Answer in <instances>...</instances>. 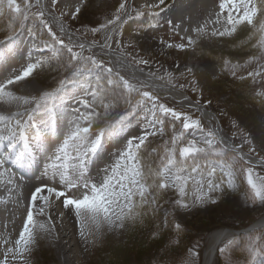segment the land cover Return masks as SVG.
Listing matches in <instances>:
<instances>
[{"label":"rangeland","instance_id":"374dc122","mask_svg":"<svg viewBox=\"0 0 264 264\" xmlns=\"http://www.w3.org/2000/svg\"><path fill=\"white\" fill-rule=\"evenodd\" d=\"M33 1L29 0V5ZM174 1H177L176 5L180 3L179 7H183L181 11L177 9L178 11H175V14H177L179 19L182 16L180 14H184L185 21H194L195 26L193 28L188 27L181 33L175 27L176 23H173L171 19L168 20L169 18L165 10ZM202 1L209 4L211 7L210 11H216V17L226 22L227 12L220 16L217 15L220 12V0H165V3L157 8L150 6L159 4V0H84L81 11L74 20L70 18L71 14L81 2L58 0L55 9L59 14L61 12L67 13V15L63 16V19L71 30L96 43L103 41V32L108 31L112 26L123 21L121 25L119 24L113 39V48L124 53L128 60L140 67L144 73L177 87L180 91L191 96L195 101H199L201 105L208 108L210 112L218 117L224 131H226L234 144L238 146L243 145L242 148L249 154L261 159V157H264V97L257 95V93L264 92V52H261L259 48L253 47L259 35L253 34V28L244 24L238 26L237 32L232 36H212L213 30L222 31L227 26L220 28L218 24H212L210 21H207L212 16L209 17L208 14H205L207 12H204V9H202L203 11H199V13H195L193 5H200ZM48 2L51 4V0H48ZM122 2L126 6L119 13L120 20L114 25H108L107 28L93 33L91 31L92 28L105 24L109 19H114L117 14L116 10ZM17 3H20L23 9V0H17ZM0 7H3V14L0 17V37L11 30L15 24L22 23L21 34L26 37L24 42L32 47L31 51L33 50L32 56L31 54L29 56L35 59V63L38 61V58H41L40 61L42 62L41 66L33 72L31 77L10 85L9 89L18 96H38L45 88L54 87L60 79L67 75L71 67H65V65H67L71 54L67 51V48L56 43L52 36L49 35L48 29L44 27L40 19L35 15L41 11L38 7L26 8L24 13L27 18L22 21L18 19V14L11 12L6 7V0L5 4ZM197 7V9L200 8V6ZM183 10L186 11L184 12ZM153 11L158 14L157 22L146 24L145 22L149 16L150 18L151 15L153 16L151 14ZM137 12H143L144 15L137 16ZM44 19L49 23L47 18L44 17ZM204 19L205 22H203ZM259 20H264V14L258 16L257 21ZM168 21H171L172 24L170 25ZM201 23L204 25H201ZM49 25L51 26L50 23ZM201 26L205 29L204 33L198 34L193 31V29L200 28ZM51 28L56 33V36L64 41L65 45H70L74 52L81 53V50L75 47L71 41L60 35L52 26ZM32 33H35V35ZM188 37H191L196 43L188 45ZM181 43L186 45L184 49L168 47L169 44L176 45ZM16 51L20 52V54L18 53L19 56L27 54L26 52H22L23 48ZM58 53L61 60L55 58ZM37 55L39 56L37 57ZM12 56H15V54ZM83 56L94 58L102 68L101 71L93 70L92 67L94 65L91 63L86 65L80 61L77 63L81 65L77 71V77H79L77 79L80 80L86 77L90 87L97 85V77H100L101 81L102 75L107 78L110 76L114 80H119V77L122 76L130 83L137 85L130 77L118 71L108 59L91 52H86ZM253 56L258 57V59L249 60ZM4 57L6 59L11 58ZM140 60H146L148 63H139L138 61ZM225 60L231 62L226 69L224 65ZM233 65L238 66L233 68ZM6 67L8 68L4 67L5 69H0V83L12 78L13 71L18 69L16 66ZM84 67H89L91 71L83 69ZM109 68L112 69L111 74L107 71ZM188 69H191V72ZM233 71L235 75H232ZM250 72H260V75L249 76ZM30 84H35V87L31 88ZM137 87L140 89V92L149 91L152 95L158 97L156 101L157 108L154 110L155 116L153 115L152 101L145 99L143 102H139L141 101V98H139L132 102L131 109L123 115L128 117L126 121L127 128L119 133V136L116 135L117 138L113 136L110 139H106L107 152L102 150L91 161V170L96 167V171L93 173L94 176L91 177L90 172H87L86 169L84 179L89 182H100L104 177L105 169L110 166V164L106 165L108 160L111 159L108 153L112 152L115 147L112 154V160L115 161L121 151L119 148L120 144L125 148L129 139L143 135L140 130L136 131L137 133L131 132L129 125H133L134 128H141L145 133L163 127V133L149 136L146 147L141 150L144 162L150 165L153 170L158 169L161 166V157L164 155L165 142H169V146H171L170 141L172 136L183 131V135L177 143V148L186 146L190 141H195L197 146L205 148V153L200 154L195 163L199 164L201 168L209 165L217 168L214 182L220 183L223 181L221 184L222 191L217 190L209 193L212 198L217 200V203L201 204L196 199L201 193L197 191V186L190 182L183 197L184 202L188 203L189 207L182 208L176 204V201L181 199L178 191L175 188L164 190L158 196L156 203H149L145 206L146 215L142 218L141 222L128 224L124 229L109 230L107 227H104L99 236H90L88 238V247L85 251L86 255H80L79 264H202L208 235H210L212 230L221 227H245L264 215V203L259 201L254 202L251 199V189L247 183V176L242 171V169L251 167L254 179H256L257 177L264 178V169L246 163L244 160H239L233 169L234 187L229 188L227 186L229 178L226 175V170L222 172L219 165L221 162L225 164L231 163L239 157L228 150L223 151V147L216 145L217 141L209 148L205 143V140L209 139L208 136H205V131L209 132V128L201 114L179 102L159 97L149 87H140L138 85ZM123 91L125 94L122 99L126 105L128 99H125L124 96H126L127 92L126 90ZM127 95L129 94L127 93ZM137 95H139V92H137ZM75 96H78L80 99H87L90 95L84 98L77 94ZM91 99L92 96L88 100L91 101ZM62 100L64 103L72 102V99L61 95V97L57 96L54 103L60 105ZM208 101H211V103H208ZM107 103L115 104L114 108L109 109L110 114L108 116L122 105H118L115 101L112 102L111 100ZM76 104L77 108H80L81 111H86L78 101ZM159 104L175 109L177 112L185 113L194 119H200L203 128L205 127L208 130H199L193 136L203 141L193 138L190 134L188 136L187 132H185L186 130L182 129V119L176 120L171 115L165 116L159 111ZM24 107L29 106L17 103H0V114L12 115L17 111L23 113ZM96 110L101 113L98 125H102L106 121L103 116V108L97 107ZM40 113L42 112L33 114L34 119L30 121L29 127L25 132L28 137L27 139L33 137L41 129L43 131L50 130L45 128L44 124L40 121ZM76 115L73 113V110L68 111L65 119L66 123L56 126L60 136L63 131L65 132V130L70 129L69 126L72 127L70 119L71 116L75 119ZM15 118L28 119L27 114L23 117ZM157 119L163 120V124L156 123ZM44 120H47V117L42 119V121ZM57 120H60V117ZM234 120L237 122L238 127L233 126L232 122ZM78 122L86 126L83 121ZM115 122L116 120L111 125H114ZM241 130L243 131L241 132ZM244 133L251 136L253 140L252 145L244 143ZM115 141H117V145ZM46 145H48V142L44 146ZM71 147H69L70 149L67 148V155L64 154L59 159L57 157L45 158L47 160L44 162V165L37 169L33 175H30L29 181L33 182L26 181L24 185L20 182L21 177L28 176H23V173L18 168L14 169L11 166L6 168L8 171L2 178V182H0V189L7 188L10 192H5L0 196V200L6 201V203L0 204V233L4 234L2 235V239H0V264H61L63 254L61 248L59 250L58 242L51 237L52 235L37 232L38 243L32 247V250L30 252L18 253L15 251V240L12 238V229L9 227V221L6 220L8 223L4 228H2V225L5 221L4 217L8 215L6 205L8 200H11L10 205L15 206L16 209L18 207H22L23 209L21 211L24 214L20 212L15 215V219L18 221L17 223L20 227L18 233L22 231L26 219L28 199H31L29 197H31L30 195L34 191V187H56L59 190L68 192L73 198H80L82 196L85 191L82 186L68 190L63 184H59V186L58 184H51V182H60L59 175L53 176L52 169L49 167L53 163L61 171L66 169L68 175L72 179H76L80 155L76 146L72 145ZM252 147L255 148V152L250 151ZM153 149L156 151L154 152ZM16 150L20 151L19 148ZM71 151H73V154ZM2 152L6 159L9 150L6 148ZM88 163L87 161V165ZM193 163L189 159L185 167L190 171ZM4 170L0 169V171ZM10 175L14 176L13 184L8 183ZM40 177L44 179L41 181L35 179ZM206 179L207 177H205ZM42 181H45V183ZM203 191H207L206 183ZM46 214L43 216L35 214L34 218L38 222L46 223ZM176 224L181 226L179 232L175 228ZM154 233L156 234L155 237L153 236ZM256 237H259V239L257 240ZM17 238H19V234ZM5 240L8 241L7 244L4 243ZM229 240L232 243L227 246L223 254L218 253L216 264H264V227L243 236L227 239V241H224L220 245L219 249L224 247ZM253 241H255L254 247L256 249L254 257L249 247ZM61 242L62 247L67 248V244L73 245L75 240H62ZM8 248H13V251L7 252ZM189 249L195 252L194 256L189 254ZM68 259L72 264L75 263V258L69 256Z\"/></svg>","mask_w":264,"mask_h":264},{"label":"snow or ice","instance_id":"6c2138e0","mask_svg":"<svg viewBox=\"0 0 264 264\" xmlns=\"http://www.w3.org/2000/svg\"><path fill=\"white\" fill-rule=\"evenodd\" d=\"M24 8L29 7V0H23ZM39 3V0H37ZM58 0H51L52 7L57 5ZM84 0H81V4L76 7L75 11L71 14V19H76L81 11ZM165 0H159V4L151 5L152 8H157L163 5ZM5 4V0H0V6ZM125 3H121L117 8L114 19H109L105 24H100L96 28H92L91 31L96 33L101 29H105L108 25H114L120 20L119 13L125 9ZM6 7L16 14H18V19L21 21L26 19L24 10L17 0H6ZM220 12L218 16L227 12L226 24L228 25L222 31L213 30L212 36H232L237 32L238 26L247 24L253 28V34H258L259 38L255 44L254 48H259L261 52H264V20L257 21L258 16L264 14V0H220L219 4ZM3 14V7H0V15ZM48 29L49 35L52 36L56 43L61 44L63 47L67 48V51L71 54L70 58L65 67L73 68V77L77 75V70L81 67L80 64H73L74 61L83 62V64L91 63L94 66H98L99 62L92 57H84L79 52H74L70 45H65L64 41L56 36V33L52 31L49 23L44 19L45 12L43 10L35 14ZM67 15L66 12H61L60 17H57L59 21L61 17ZM144 15L143 12H137V16ZM219 22V21H217ZM171 25L172 22L168 21ZM175 27H179L176 25ZM61 32L65 31L64 25L61 23ZM198 34L204 33L205 29L203 26L200 28L193 29ZM35 35V33H32ZM11 39V37H9ZM107 39H111L109 36ZM194 41L191 37H188V45H194ZM107 46V45H106ZM83 49L84 45H79ZM168 47H176L178 49H184L185 44H169ZM258 59V57H250L249 60ZM139 63L147 64L148 61L140 60ZM231 62L228 60L224 61L225 69ZM42 62L37 61L36 63H29L22 71L7 79L5 82L0 83V103H17L24 107V112L17 111L12 115L0 114V147L5 146V141H7V147L11 153L12 162L16 165H21L22 161L25 159L26 155H30V150L28 144L25 142L22 151L16 150V144L13 141L26 140L25 132L29 127L30 121L34 119L33 114L36 112H44L47 116V120L42 121L45 128L51 129L56 120L62 114L61 109L64 101H61V105L54 103L57 98L58 93H61L67 84H77V83H87V78L84 79H74L65 77L59 80L58 86L51 91H43L40 95L36 96H18L13 91L9 89L10 85L16 84L20 81H24L31 77L33 72L41 66ZM238 65H233V68ZM91 71V69H87ZM108 73L111 74L112 69H107ZM191 72V69H188ZM118 75V74H117ZM235 75V72H232ZM249 76H259L260 72L249 73ZM171 76V74H169ZM243 79V77H241ZM100 77H97V89L93 90L91 93L92 99H80L78 101L86 111H81L80 108L73 109V113L77 114L75 116L76 121H83L86 126H81L80 123H75L73 129L70 131L67 138L64 140L63 146L59 149L67 155V147L70 143L77 147V151L80 155L79 164L77 165L78 175L76 179H72L66 169L64 171L59 170L55 163L51 164L49 167L52 169V175H59L60 183L65 186L66 189L71 190L82 186L85 190L80 198H73L68 194V192L59 190L56 187H37L31 193V201L26 209L27 215L24 221L23 229L19 233V238L15 240V251L18 253L30 252L32 247L38 243L37 232L52 234L55 231V224L52 223V218L48 215V222H38L34 218V210L36 215H45L47 209L51 206L50 197L53 195L56 199L62 201L64 209L74 210L77 222L80 225L79 234L82 239L88 240L90 236H99L104 227L109 230L112 229H124L128 224H136L142 221V218L146 215L145 206L149 203H156L159 195L162 194L164 190L169 188H175L181 199L176 201V204L182 208H188L189 204L185 203L183 197L186 194V188L189 183H194L197 186V191L201 194L196 197L197 201L201 204L204 203H217V200L212 198L209 193L217 190H221V184L215 183L214 178L217 171L216 167L201 166L195 163L197 157L205 153L206 149L197 146L195 141H190L186 146L177 148V143L180 137L183 135V131L179 134H174L171 138L170 145L169 142H165L164 145V155L161 157V166L153 170L150 165H147L141 155V150L146 147V142L149 136H155L158 133H163V127L158 130H153L146 132L144 135L139 137H133L127 141L125 148L119 152L117 159L105 169V174L102 180L98 183L89 182L84 179L86 172V162L92 157L97 156L104 148L106 139H110L113 136L119 135L127 128L126 121L127 116H120L114 125H110L107 131L104 128H99L95 130L94 138H90L94 131V124H96L101 119V113L97 111V107L103 108V116L107 117L109 109L115 107L114 103H105L104 90L99 84ZM108 84L122 86L128 94L133 92H139L141 101L145 99L153 102V115L155 116V109L157 108L156 101L158 97L152 95L149 91L140 92L137 85L130 83L124 77H119V80H114L110 76L107 80ZM195 90V89H194ZM257 95L264 97V92L257 93ZM211 103V101H208ZM199 104V101H197ZM159 111L165 116L171 115L176 120L182 119V129H202L203 125L200 119H194L191 116L177 112L175 109L166 107L163 104H159ZM27 114L28 119L15 118L23 117ZM156 123L162 125L163 120L157 119ZM234 127H238L237 122L234 120ZM41 135H44L43 129L40 130ZM243 130H241L242 132ZM209 139L205 140V143L211 148V146L216 142L217 133L214 130H210L207 133ZM245 139L244 143L252 145L253 140L251 136L244 133ZM243 145L237 146V149L241 148ZM155 152L156 150L153 149ZM250 151L255 152V148H250ZM178 153V156H177ZM179 157V158H178ZM59 159V157H57ZM191 159L194 163L190 168V171L185 167L187 161ZM239 160H243L240 156L238 159H234L231 163H223L219 165L221 171L226 170V175L228 176L227 186L229 188L234 187V166ZM264 161V157H261ZM6 159L0 157V169L4 168ZM8 170L0 171V182ZM246 173L247 183L251 189V199L256 202L259 201L264 203V178L257 177L254 179L253 169L251 167L242 169ZM187 172V174H185ZM47 174V170H46ZM205 177L207 179L205 180ZM9 184L14 183V176L10 175L8 179ZM205 183L207 184V191H203ZM47 192V195H39L42 192ZM38 201H42V204L38 205ZM6 203L4 200H0V204ZM63 213H61V216ZM91 225V227H89ZM177 232H179L181 226L179 224L175 225ZM155 237L156 234L154 233ZM258 240L259 237H256ZM5 244L8 243L7 240L4 241ZM232 243L231 240L227 244L219 249V252L223 254L228 245ZM255 241L249 246L253 257L255 256L256 249L254 247ZM13 248H8L7 252H12ZM189 254L191 256L195 255L192 249H189ZM15 258V257H14Z\"/></svg>","mask_w":264,"mask_h":264},{"label":"bare ground","instance_id":"6f19581e","mask_svg":"<svg viewBox=\"0 0 264 264\" xmlns=\"http://www.w3.org/2000/svg\"><path fill=\"white\" fill-rule=\"evenodd\" d=\"M140 1H142V0H140ZM74 2L79 3V2H81V0H74ZM176 3H177V1H174L165 10V13H167V15H168V18H169L168 20L171 19V21H173V23H176V25H179V27H176V28H178L182 33L188 27L193 28L195 26L194 25L195 22L194 21L192 22L191 20L185 21L184 19H186V18H184L185 17L184 14H180L182 16L180 17V19L178 18L177 14H175V11H178V10L181 11V9L183 7L182 8L179 7L180 3H179V5H176ZM196 3H198V2H196ZM32 5H34L33 7H38L40 10H43L45 12V17L47 18V20L49 21L51 26L53 28H55L60 33V35H62L63 37H65L69 41H71V43H73V45L75 47L80 48L79 45L83 44L84 45L83 49L80 48L83 53L91 52V53H94L98 56L106 58L112 63V65L118 71H120L123 74H125L126 76L130 77L134 82L137 83L138 86L149 87L153 92L158 94L159 97H162L164 99L174 100V101L179 102V103H181L187 107L193 108L195 111H197L198 113L201 114V116L203 117L207 127L209 128V131L210 130L216 131L218 140H221L223 143L230 146L231 148H235L236 145L234 144V142L232 140H230L226 131L223 130V127L220 124L218 117L216 115H214V113L210 112V110H208V108H206L205 106H204L205 108H203L201 106L194 105L192 102H190L188 100L187 94L180 91L175 86L169 85V84L164 83L163 81H161L159 79H156L154 77L147 75L137 65L133 64L129 60H126L123 56H121L117 52V50H115L113 48V39H114L115 34L117 32V29H118L117 26L122 21L117 23L115 26H112L108 31L103 32V34H102L103 35V37H102L103 41L96 43V42H91L90 40L82 37L78 33L71 30L68 27L65 20L63 19V17H61L60 20L58 21L57 17H60V14H59V12L56 11L55 7H54V10H53V8L50 7L51 4L48 2V0H39V3L37 2V0H34V3ZM188 5H189V3H188ZM193 6L195 7L194 8L195 13H199V11L204 9V12H207L205 14H208L209 17L212 16L210 19H208V20L206 19L207 21H210L212 24H218L219 25V24H222L224 22L223 19L216 17V15H215L216 11L215 10L210 11L211 7L209 6V4L207 2H205V1L200 2V5H197V6H200L199 9H197L198 8L197 6H195V5H193ZM130 9H131V7H130ZM186 10H187V6H186ZM186 14H187V12H186ZM189 14H190V12H189ZM217 21H219V22L217 23ZM203 22H205V19ZM61 23L64 25V28H65V31H63V32H61V30H60ZM201 25H204V24L201 23ZM109 36L111 37L110 40L107 39ZM20 37H21V39H19ZM22 40H23V36L18 34L16 37L13 38V40L6 42L8 44H6V43L0 44V69L4 68L6 66L18 67L17 70L13 71L12 77L15 76L16 74H18L20 71H22L23 70L22 67L25 68L27 66V64L33 63L32 57L29 56L32 53L31 48H30V46H26L25 44L23 45ZM22 48H23L22 52H26L27 53L26 55L18 56V57L15 55V56H12L10 59H6L4 57V56H6V54H9V53H12V55H13V53H15V51L17 49H22ZM25 56H28V57H25ZM29 86L31 88H34L35 84H30ZM195 102H197V101H195ZM199 105H201V104L199 103ZM207 133L208 132L205 131V136H208ZM92 138H94V137H92ZM204 139H206V138H204ZM119 148L121 149V151L124 149L122 144L119 145ZM237 152H239V154L241 156H243L247 160L248 163H250L249 160H251V159L248 158L244 153H242V151L237 150ZM108 162H107V164L111 165L114 162V160L110 159V160H108ZM93 164H94V162H93ZM250 164H252V163H250ZM257 167H262V166L257 165ZM262 168H264V167H262ZM95 169H96V167H94V169L92 171L95 172L96 171ZM35 189H36V187H34V190ZM5 192L9 193L10 191L7 188L0 189V196H1V194H4ZM39 195H47V192L46 191L42 192ZM10 201L11 200H8V203L6 205V207L8 209V213H7L8 215L4 217L5 221H4V224L2 225V228H4V226L9 221V227L12 229V231H11L12 238L14 240H16V239H18L17 235L19 234L18 231H19L20 227L18 226V223H17L18 221L15 219V215H16V213H20V212L22 214H24V213L21 211V210H23L22 207H18V209H16L15 206L10 205ZM50 201H51V206L47 209L45 221L48 222V215H50L52 218V223L55 224V231L50 235H52L51 237L53 239H55L56 242H58L59 250L61 248V252L63 254V256L61 257V264H72L71 262H69V259H68L69 256L76 259L74 264H79L80 255L85 254L86 248L88 247L89 239L85 240V239L81 238V236L79 234L80 225L77 222L76 216L74 214V210L64 209L63 205H62V201L56 199L54 195L52 197H50ZM37 203L39 205V204H42L43 202L38 201ZM61 213H63L62 216H61ZM261 218L258 219L259 220L258 222H264V217L262 219ZM6 220H8V221H6ZM223 230H224V227H221V228L214 230L213 232L210 233V235H208L207 243H206V246L204 249V254H203V264H216V262L218 260L219 247L224 242V241H221V243H218L219 242L218 240L220 239L221 235L224 233ZM2 235H4V234L0 233V239H2ZM230 238H232V237H230ZM230 238H228V239H230ZM70 239H74L75 243L73 245H71L70 243L67 244V248L62 247L61 241L62 240L67 241ZM225 241H227V239ZM66 253L68 254L67 256H66Z\"/></svg>","mask_w":264,"mask_h":264},{"label":"water","instance_id":"95a60500","mask_svg":"<svg viewBox=\"0 0 264 264\" xmlns=\"http://www.w3.org/2000/svg\"><path fill=\"white\" fill-rule=\"evenodd\" d=\"M191 101V100H190ZM242 151V150H241ZM242 153H244L248 158H250L251 160H249L250 163H253L255 165H261L264 167V161L258 159L257 157L254 156H250L249 154L245 153L244 151H242ZM259 220H257L255 223H253L252 225H250L247 228L244 229H233V228H224L223 230V234L221 235L220 239L218 240L220 243L221 241H223L224 239L230 237V236H234V235H241L243 233L252 231L254 229H257L259 227L264 226V222H258Z\"/></svg>","mask_w":264,"mask_h":264},{"label":"trees","instance_id":"16d2710c","mask_svg":"<svg viewBox=\"0 0 264 264\" xmlns=\"http://www.w3.org/2000/svg\"><path fill=\"white\" fill-rule=\"evenodd\" d=\"M8 32H10V31H8ZM116 93L117 94L112 97V101H115L116 103L124 102L123 99H122L123 97H122L121 93H119V89L116 90ZM161 234L163 235V233H161Z\"/></svg>","mask_w":264,"mask_h":264}]
</instances>
